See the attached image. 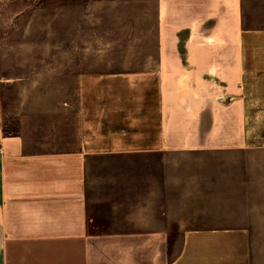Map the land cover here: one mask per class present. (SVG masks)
Returning <instances> with one entry per match:
<instances>
[{
  "label": "crops",
  "instance_id": "1",
  "mask_svg": "<svg viewBox=\"0 0 264 264\" xmlns=\"http://www.w3.org/2000/svg\"><path fill=\"white\" fill-rule=\"evenodd\" d=\"M171 13L174 54L161 29L138 68L85 63L75 96L15 134L0 104V264H255L264 0Z\"/></svg>",
  "mask_w": 264,
  "mask_h": 264
},
{
  "label": "rangeland",
  "instance_id": "2",
  "mask_svg": "<svg viewBox=\"0 0 264 264\" xmlns=\"http://www.w3.org/2000/svg\"><path fill=\"white\" fill-rule=\"evenodd\" d=\"M161 29L163 54H174L171 0H0L7 133L18 131L22 117L45 116L74 97V78L85 63L123 70L159 55ZM181 242L170 243L175 255ZM252 246L255 264H264V233L254 235Z\"/></svg>",
  "mask_w": 264,
  "mask_h": 264
}]
</instances>
